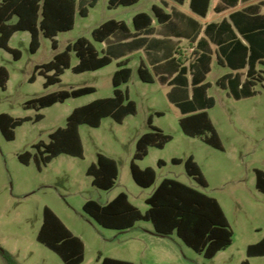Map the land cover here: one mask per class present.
Masks as SVG:
<instances>
[{"label":"rangeland","instance_id":"374dc122","mask_svg":"<svg viewBox=\"0 0 264 264\" xmlns=\"http://www.w3.org/2000/svg\"><path fill=\"white\" fill-rule=\"evenodd\" d=\"M157 1L141 0L133 8L111 10L110 0H99L97 6L90 9L88 17L77 14L73 31L57 37V51L53 49L52 40L41 37L40 50L32 54L31 36L24 32L18 33L10 44L21 53L20 60L0 49V67L6 68L10 74L7 90L0 87V115L32 119L16 130L15 141H7L0 131V246L13 254L19 264H64L56 253L38 242L46 207L83 240V264H101L100 258L107 257H127L134 264H241L246 260L251 264H264V257L249 259L247 256L248 247L264 239V194L256 185V170L264 171V83L258 82L255 87L257 95L243 101L230 100L217 88L211 92L217 103L212 116L226 149L219 151L201 139L183 133L179 116L171 109L163 90L141 83L137 72L139 60L135 58L131 66L134 76L128 87L138 106L137 115L123 124L106 118L99 128L81 126L83 159L62 155L42 171L38 169L35 157L29 166L19 160V156L26 152L35 155L34 146L40 142L49 143L50 135L67 126L75 109L113 96L112 76L116 63L100 71L75 74L73 68L79 60L73 54L72 68L62 76L61 83L48 89L45 88V77L37 73L36 68L52 62L56 54L63 53L81 38L91 41L101 52L102 46L92 36L96 28L109 20L125 21L132 26L133 17L142 12L152 14V4ZM79 4L87 5V2L79 0ZM32 78H35L34 82ZM84 87H94L97 92L69 99L41 112L26 109L31 100ZM151 108L165 114L162 118L155 115V123L172 136L173 141L162 150L150 149L148 157L138 163L141 169L152 168L157 173L156 184L143 189L132 177L131 163L137 137L150 131ZM38 114L45 117L41 122L35 121ZM98 154L118 163L119 178L111 191L93 187V179L87 175L90 166L97 163ZM192 156L209 184L207 188L188 176L184 164H173L174 159L186 161ZM159 161L165 166L159 167ZM165 179L177 180L221 201L234 232L230 248L213 259H206L174 234L169 238H151L140 251L136 247V233L129 235L104 229L84 212L88 201L104 205L120 193H126L133 205L146 213L149 208L146 200ZM138 226L151 228L152 224L140 222ZM0 264H7L1 255Z\"/></svg>","mask_w":264,"mask_h":264},{"label":"trees","instance_id":"16d2710c","mask_svg":"<svg viewBox=\"0 0 264 264\" xmlns=\"http://www.w3.org/2000/svg\"><path fill=\"white\" fill-rule=\"evenodd\" d=\"M87 5L79 4V0H3L0 2V49L14 56L15 60L21 59V53L10 47L14 35L27 32L31 35L30 50L37 54L41 48V37L52 40L55 51L58 50L57 37L62 33L75 29L77 14L86 18L90 9L97 6L99 0H85ZM140 0H110L111 10L119 7H131ZM154 14L159 21L168 19L162 9L155 7ZM16 23H11L13 20ZM152 24V18L147 14H140L134 18L137 29H144ZM143 27V28H142ZM119 32H128V27L123 22L111 20L96 28L93 39L96 43H105ZM79 60L73 68L75 74L96 72L113 63V57L100 53L95 45L88 39L81 38L70 44L63 53H58L54 60L43 66H38L36 72L46 79L45 88L61 83L62 76L72 68V55ZM133 70L127 64H119V69L113 76L114 95L111 98L97 100L89 105L75 109L70 115L65 128L58 129L50 135V142H40L35 145L37 153L33 155L26 152L19 156L24 165L29 166L35 157L40 171L47 167L56 158L62 155L83 159L85 156L84 145L80 135V127L88 125L99 128L106 118H112L118 124H123L130 116L138 113L137 104L130 99L129 92L122 87L131 82ZM139 77L144 83L154 82L151 74L144 68L139 69ZM10 74L4 67H0V87L6 91ZM32 82L35 78H32ZM264 83L260 76L256 79ZM257 84L251 82L245 97H253L257 92L253 87ZM94 87H84L72 91H62L27 102L26 109L41 112L69 99H77L96 93ZM215 106L213 99H208L206 109ZM43 114H38L36 122L44 119ZM31 118L16 119L8 114L0 115V131L4 138L11 142L16 140V130ZM150 131L143 135L136 143V152L131 163V173L135 183L143 188L150 189L157 182V173L152 168L141 169L138 165L148 157L150 149H164L173 137L165 134L153 125L152 117L148 120ZM183 133L190 138H201L208 146L224 151L223 142L215 129L209 114L202 112L182 119L180 122ZM173 164L185 165L189 177L207 188L209 186L199 164L194 157L186 161L174 159ZM159 167L165 166L163 161L158 162ZM87 175L93 179V187L101 191H111L119 178L117 162L103 154H98L97 163L90 166ZM257 189L264 194V171L256 170ZM149 207L142 213L134 206L126 193H121L107 205L96 201H88L84 212L104 229L126 233L140 222L151 223L155 234L169 238L174 234L189 248L203 255L206 259L215 258L220 252L230 248L234 241V232L229 220L215 198L189 187L177 180L165 179L153 194L146 200ZM38 242L56 253L64 264H83L85 261V244L76 237L64 222L48 207L44 209V224L38 235ZM0 255L7 264H19L13 254L0 246ZM249 259L264 257V239L258 244L248 247ZM101 264H132L130 262L100 258ZM242 264H251L249 260Z\"/></svg>","mask_w":264,"mask_h":264},{"label":"crops","instance_id":"0c3cea01","mask_svg":"<svg viewBox=\"0 0 264 264\" xmlns=\"http://www.w3.org/2000/svg\"><path fill=\"white\" fill-rule=\"evenodd\" d=\"M138 4L114 10L129 9ZM155 7L162 9L163 14L168 16L166 21L161 22L155 16ZM140 14H147L152 18L149 27H135L134 18ZM117 22L125 23L128 32H119L109 41L99 43L102 46L101 52L97 49L100 53H109L113 57V63L110 65L116 63L113 76L118 71L119 64H127L131 68L135 58H138V77L139 69L144 67L154 79L153 83L148 84L139 77L141 83L158 86L163 90L171 109L179 116V125L182 119L207 112L222 140L212 116L217 103L211 92L217 88L226 93L228 99L243 101L252 98L244 95L248 92L249 84H258L256 79L260 76L264 78V0H158L152 4V14H136L132 19V26L125 21ZM128 85L129 83L124 85L122 90H127L130 99L134 101ZM255 87L253 91L257 92ZM208 99H213L215 106L205 110ZM154 108H151L153 112L150 115L153 125L166 134L164 129L155 123V115L162 118L165 114ZM131 117L133 116L128 118ZM145 134L147 132L141 133L136 143ZM215 199L227 216L221 201ZM131 203L133 204L132 201ZM135 229L139 230L132 232ZM126 233H136V247L140 251L145 249V242L149 239L160 237L155 234L153 225L149 228L137 224ZM107 258L134 264V261L127 257Z\"/></svg>","mask_w":264,"mask_h":264}]
</instances>
